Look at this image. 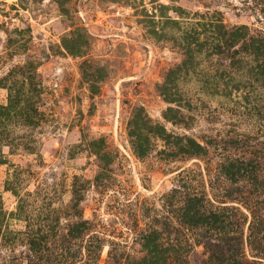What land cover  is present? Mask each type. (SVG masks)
Returning a JSON list of instances; mask_svg holds the SVG:
<instances>
[{
    "label": "rangeland",
    "instance_id": "obj_1",
    "mask_svg": "<svg viewBox=\"0 0 264 264\" xmlns=\"http://www.w3.org/2000/svg\"><path fill=\"white\" fill-rule=\"evenodd\" d=\"M249 45L264 54V0H0V262L34 234L44 259L92 260L97 238V264H138L150 237L207 264L221 208L246 235L264 214Z\"/></svg>",
    "mask_w": 264,
    "mask_h": 264
},
{
    "label": "trees",
    "instance_id": "obj_2",
    "mask_svg": "<svg viewBox=\"0 0 264 264\" xmlns=\"http://www.w3.org/2000/svg\"><path fill=\"white\" fill-rule=\"evenodd\" d=\"M249 49L252 51L244 50L243 52H253L259 57L258 59H264V54H261L263 48L253 47L252 49V46L249 45ZM257 61L253 60L252 62L256 63ZM225 175L230 179V172ZM250 214L251 221L247 227V234L244 235V226L247 223V219L241 211L235 208H221L209 213L207 222L200 224L205 225L206 232L209 234V240L203 244L209 254L207 264H264V236L261 237L257 233V227L261 228V232L264 229V214L255 215V212L252 211ZM234 216H239L240 221L236 224L229 221ZM191 227H198V224H193ZM33 235L28 234L27 239H29L28 246L31 256H27V262L25 264H97L102 248V244L97 238H90L91 241H88L89 244L84 246L85 251L88 253L91 248L90 245L92 244L90 242L94 240L96 254L93 252L92 260L82 256H69L67 255L69 253H62V251L61 253L51 255L44 259L39 255L40 251L37 250L36 239ZM245 244L248 248L249 257L252 260L245 253ZM159 245V243L155 244V242L151 241L150 237H147L143 244L145 255L138 264H168L167 259L163 257L165 251H161ZM78 258L79 260L76 262ZM0 264L8 263L0 262ZM19 264H23V262Z\"/></svg>",
    "mask_w": 264,
    "mask_h": 264
}]
</instances>
